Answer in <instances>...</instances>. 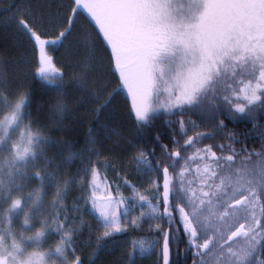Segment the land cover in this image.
I'll return each mask as SVG.
<instances>
[{"label":"snow or ice","instance_id":"6c2138e0","mask_svg":"<svg viewBox=\"0 0 264 264\" xmlns=\"http://www.w3.org/2000/svg\"><path fill=\"white\" fill-rule=\"evenodd\" d=\"M0 33V264H264V0H0Z\"/></svg>","mask_w":264,"mask_h":264},{"label":"trees","instance_id":"16d2710c","mask_svg":"<svg viewBox=\"0 0 264 264\" xmlns=\"http://www.w3.org/2000/svg\"><path fill=\"white\" fill-rule=\"evenodd\" d=\"M3 2H7V0H3ZM10 37H7L5 35H3L2 33H0V49L6 47V44L10 42ZM34 88H37V86L34 84L33 85ZM39 89L37 88V91ZM120 103L121 105L123 106L124 105V98L123 96L121 97L120 99ZM130 103V101H129ZM84 127L86 128L87 125L85 124ZM83 131L84 129L81 128L77 133H76V137L75 138H79V139H82L83 137ZM72 138V137H70ZM79 146V145H77ZM146 227V226H145ZM123 239H130V237H124ZM112 259H115V257H106L105 260L106 261H110ZM140 264H156V257L155 256H152V257H148V258H145L143 260L140 261Z\"/></svg>","mask_w":264,"mask_h":264}]
</instances>
